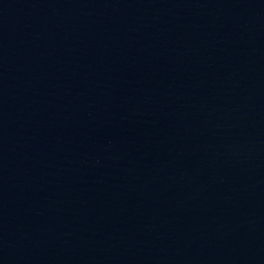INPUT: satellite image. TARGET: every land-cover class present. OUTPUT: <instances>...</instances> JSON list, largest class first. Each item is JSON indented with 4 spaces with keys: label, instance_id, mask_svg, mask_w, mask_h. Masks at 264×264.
<instances>
[{
    "label": "water",
    "instance_id": "1",
    "mask_svg": "<svg viewBox=\"0 0 264 264\" xmlns=\"http://www.w3.org/2000/svg\"><path fill=\"white\" fill-rule=\"evenodd\" d=\"M0 264H264V0H0Z\"/></svg>",
    "mask_w": 264,
    "mask_h": 264
}]
</instances>
